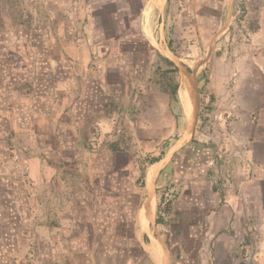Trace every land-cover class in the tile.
<instances>
[{
  "label": "rangeland",
  "instance_id": "obj_1",
  "mask_svg": "<svg viewBox=\"0 0 264 264\" xmlns=\"http://www.w3.org/2000/svg\"><path fill=\"white\" fill-rule=\"evenodd\" d=\"M158 2L160 8L154 0H0V117L3 108H25L31 122V130L18 126L21 136L17 134V139L0 127V264H88L83 253L86 241L79 237L90 232L91 222L101 227L104 216L119 212L124 220L114 227L121 233L103 238L100 232V242L111 244L110 252L105 256L100 248L91 264H163L150 257L151 242L162 255L164 250L165 264H227L222 254L215 258L210 249H203L199 219H182V212L187 211L181 208L176 213L175 205L190 181L195 193L205 184L214 191L220 188L222 164L231 165L226 157L234 146L219 140L231 128H222L213 122V115L212 119L204 115L211 102L205 86L212 66L221 64L230 78L225 84L228 101L235 102L237 81L246 83L258 72L264 75V0H222L221 8L216 7L217 0ZM66 42L85 45L91 57L88 68L93 70H103L109 56L121 57L123 63L134 56L139 60L140 81L160 82L170 89L174 84L182 87L186 79L177 65L162 59L169 58L163 48L167 46L194 76L198 104L193 133L187 134L184 146L167 163L166 180L150 193L145 186L151 163L163 158L173 141L164 144L160 154L141 143L139 151L134 150L130 143L115 139L117 114L86 129L80 156L71 167L76 170L73 175L42 172L39 166L26 171L31 156L40 157L41 146L49 143L51 136L42 137L44 142L34 137L36 133L50 135L51 99L62 71H69L64 77L70 83L59 93L65 94L67 103L75 99L82 81L72 78L70 58L61 46ZM41 57L48 59L47 68H41ZM172 67L169 74L163 72ZM39 81L49 86L47 93L40 94ZM240 90L243 103L259 98ZM180 101L185 113L179 101L173 102L174 110L184 114L187 126L192 111L188 90ZM29 131L32 140L22 137ZM111 144L117 152L109 156ZM20 179L25 182L22 186ZM154 190L157 209L153 208L151 222L144 216L143 225L141 200ZM249 212L245 205L244 231L229 239L231 264L264 260L261 232ZM87 217L88 223L82 221Z\"/></svg>",
  "mask_w": 264,
  "mask_h": 264
},
{
  "label": "crops",
  "instance_id": "obj_2",
  "mask_svg": "<svg viewBox=\"0 0 264 264\" xmlns=\"http://www.w3.org/2000/svg\"><path fill=\"white\" fill-rule=\"evenodd\" d=\"M220 2L222 0H217L216 7L221 8L223 4ZM155 3L157 4L156 1ZM61 46L70 58L69 62L74 70L72 78L82 81L78 83L75 99L67 103L65 94L59 96V93L65 91V86L70 83L66 82L68 79L64 77L69 71H62L63 77H59L61 80L59 86L56 81L54 97L51 99L50 135L49 132L45 135L41 134V136L36 133L34 137L36 139L38 136L42 142V137L51 136L50 140H47L49 143L41 146L40 157L31 156V165L27 167L26 171H35L39 166L42 172L54 171L62 173L64 176L73 175L76 170L71 167L80 156V146L84 140L86 129L104 118L117 114L118 132L115 139H118L120 143H130L134 150L139 151L141 143L153 154H160L164 144L173 141L166 151L168 153L169 149L173 148L169 156L164 159L166 153L163 158L156 157L151 163L153 169L149 168L150 171L152 170L149 178L148 172L146 174L148 178L145 186L146 192L150 193L153 187H158L159 182L166 180L164 170L167 163L186 143L187 136L179 141L186 129L185 117L183 113L181 115L174 110L176 104L173 103L179 101L178 105L184 112L180 98L187 90L186 83L182 87L174 84L170 89V87L161 85L160 82L140 81L139 60L134 56L130 62L124 63L121 57L109 56L103 70H93L92 67L88 68L91 57L88 50L84 48L85 45L81 42L74 45L66 42ZM163 57L170 61L167 56ZM39 63L42 65L41 68H47L48 59L43 57ZM173 68L164 69L163 72L169 74ZM1 73L3 72L0 71V76L3 77ZM77 76L78 78H76ZM228 78L224 66L217 65V63L212 66L205 86L206 95L211 102L210 108L204 115L211 119L213 115L215 117L213 122H218L222 128L226 125L231 128L230 134L223 132L219 139L225 145L229 141L231 146H234L230 156L226 157V160L231 161V165L222 164L221 187H217L215 191L205 184L195 193L192 181L187 185L185 183L182 195L177 199L175 212L178 213L181 208H184L188 214L182 212V219H184L183 217L188 218V216L193 220L198 218L202 225L201 231L204 230L202 236H204L205 246L203 249H210L215 258L217 254H222L227 260V264H231L229 239L244 231L241 222L245 205L247 208L249 207L248 214L261 232V248H264V97L261 98L264 96V75L261 76L258 72L252 75L246 83L242 80L237 81L235 102H229L227 98L229 91L225 84ZM175 85H177L176 99H173L171 90ZM48 87L41 81L37 83L40 94L47 93ZM240 89L247 90L259 98L254 103H243L240 101ZM2 111L0 127L2 130L6 128L12 138L15 139L17 134L21 136L18 129L20 125L24 129L31 130L30 114L26 112L25 108H22V111L16 107L7 110L3 108ZM16 123L20 124L15 126ZM9 128H12L11 134ZM30 132L23 133L22 137L32 140ZM194 133H197L196 128ZM111 147L106 153L109 156L117 152L113 149V144ZM14 183H17L16 180ZM18 183L21 184L20 186L25 184L21 179ZM196 189L198 188L196 187ZM153 192V195L148 194L144 200H141L143 207L142 210L139 209L142 211V213L139 212V217L143 216V225L145 219L151 222L153 208L157 209L155 190ZM115 214L104 216V224H101V227L91 222L90 232L86 236L79 237L86 241V244H83L85 245L83 253L87 257L86 263L91 264L94 261V256L100 252V248L104 249V254L110 252L111 244L100 242L102 235L100 232L105 235L103 238L112 232L121 233V229L115 228L114 223L124 220H122L123 213ZM84 220L87 223L90 221L88 217L82 221ZM72 221H74L73 217ZM82 221L80 222L82 223ZM148 252L153 261L162 262L163 255L155 242H151ZM77 254L80 253L77 252ZM205 254L206 251L203 252V259ZM260 264H264V260H261Z\"/></svg>",
  "mask_w": 264,
  "mask_h": 264
},
{
  "label": "water",
  "instance_id": "obj_3",
  "mask_svg": "<svg viewBox=\"0 0 264 264\" xmlns=\"http://www.w3.org/2000/svg\"><path fill=\"white\" fill-rule=\"evenodd\" d=\"M155 1L157 2V5L159 6L158 0H155ZM163 48L165 49L169 58L177 65L180 72L184 75V77L186 79L187 90H188L190 98H191V104H192L191 116L188 120V123H187V126H186L184 133L182 134V136L179 139V141H181L187 136V134L191 133L193 130V126L195 124L196 116H197L198 91L196 88L194 76L192 74H190L188 72V70L178 62L176 56L173 55L172 52L168 50L167 46H164ZM172 150H173V148L169 149V151H168V153L164 159H166L169 156V154L171 153ZM162 263L165 264V252H164V250H163Z\"/></svg>",
  "mask_w": 264,
  "mask_h": 264
},
{
  "label": "trees",
  "instance_id": "obj_4",
  "mask_svg": "<svg viewBox=\"0 0 264 264\" xmlns=\"http://www.w3.org/2000/svg\"><path fill=\"white\" fill-rule=\"evenodd\" d=\"M162 59H163V61H165V62H167V63H170V61H169L167 58L162 57ZM169 71H171V70H169ZM172 71H174V68L172 69ZM176 90H177V85H175V86L173 87V89L171 90V97H172L173 99H176Z\"/></svg>",
  "mask_w": 264,
  "mask_h": 264
}]
</instances>
